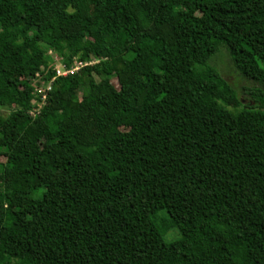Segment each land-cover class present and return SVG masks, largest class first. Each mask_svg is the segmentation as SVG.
<instances>
[{
  "label": "trees",
  "instance_id": "trees-1",
  "mask_svg": "<svg viewBox=\"0 0 264 264\" xmlns=\"http://www.w3.org/2000/svg\"><path fill=\"white\" fill-rule=\"evenodd\" d=\"M0 107V264H264V0H0Z\"/></svg>",
  "mask_w": 264,
  "mask_h": 264
},
{
  "label": "rangeland",
  "instance_id": "rangeland-1",
  "mask_svg": "<svg viewBox=\"0 0 264 264\" xmlns=\"http://www.w3.org/2000/svg\"><path fill=\"white\" fill-rule=\"evenodd\" d=\"M52 60L55 58L54 56L51 57ZM211 65L217 70L219 75L230 85L232 86L237 93L239 94V98L241 99V105L243 104H250L253 105L250 102H247L246 99H243L241 93V88L251 86L252 83L249 82L247 79L242 78L239 74V72L236 70V68L233 66L231 59L229 55L227 54L225 47L220 46L218 48V51L212 56L210 59ZM133 80L135 82H138L140 80L139 75H134ZM112 83L116 85L115 79H112ZM81 95V91H78V96ZM229 110H233L231 107L228 108ZM0 112L3 114H6L7 109L4 107H0ZM4 158L0 156V162H3ZM156 220L158 225L163 229L165 238L167 240H170L174 238L177 234L176 229L171 225L168 216L163 213L159 212L156 214Z\"/></svg>",
  "mask_w": 264,
  "mask_h": 264
},
{
  "label": "built area",
  "instance_id": "built-area-1",
  "mask_svg": "<svg viewBox=\"0 0 264 264\" xmlns=\"http://www.w3.org/2000/svg\"><path fill=\"white\" fill-rule=\"evenodd\" d=\"M48 54L51 57L53 56L51 55V51H49ZM52 61L54 63V66L52 67L54 75L51 77V79L47 81L40 80L41 75L38 72H36L31 78L30 85L33 87V96L31 98V107L29 108L28 113L33 118L39 113V110L45 104L48 93L52 88V81L54 80V78L72 75L84 66L97 63L99 59L91 58L88 61H81L73 58V63L69 67L58 65L56 57Z\"/></svg>",
  "mask_w": 264,
  "mask_h": 264
}]
</instances>
